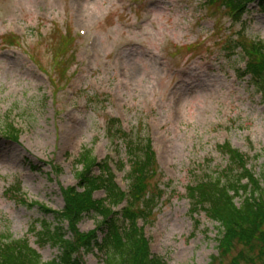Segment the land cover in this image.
Segmentation results:
<instances>
[{"label":"rangeland","instance_id":"1","mask_svg":"<svg viewBox=\"0 0 264 264\" xmlns=\"http://www.w3.org/2000/svg\"><path fill=\"white\" fill-rule=\"evenodd\" d=\"M68 34L69 69L59 74L53 46ZM237 39L264 43L257 4L238 18L208 0H0V236L28 240L44 263L57 259L37 232L58 224L44 207L65 209L63 189L78 186L82 169L75 160L84 150L99 164L109 160L127 190L128 141H148L157 197L138 224L152 254L166 264H230L237 252L215 262L220 225L191 212L187 190L227 166L226 143L264 177V102L241 77L243 56L229 50ZM113 121L129 138L112 140ZM7 123L16 141L2 133ZM97 222L86 217L78 229L87 234ZM81 256L105 264L95 252Z\"/></svg>","mask_w":264,"mask_h":264},{"label":"trees","instance_id":"2","mask_svg":"<svg viewBox=\"0 0 264 264\" xmlns=\"http://www.w3.org/2000/svg\"><path fill=\"white\" fill-rule=\"evenodd\" d=\"M208 4L238 18L252 4H257L264 12V0H208ZM13 39L5 41L14 46ZM69 39L73 40L68 34L53 46L57 60H62L59 74L69 69V62L65 65L63 62L70 51ZM236 41H229L228 47L232 55L241 54L245 59L246 69L241 77L250 78L264 102V43L248 39ZM237 49H241V53H237ZM112 123V140L122 136L129 138L118 127V121ZM3 131L9 139L17 140L19 133L12 124L7 123ZM128 142V190L123 191L118 185L109 160L99 164L92 151L84 150L75 160L82 168L76 173L78 186L63 189L65 209L53 212L44 207L46 212L53 213L58 224L44 225L37 237L40 244L58 248L57 259L44 263L28 240L15 241L11 236H0V264H83L81 254L94 252L103 257L105 264H166L152 254L149 240L138 224L148 219L152 212L150 205L157 197L156 188L149 182L157 175V156L148 141L145 144ZM221 151L228 158L227 166L217 173L210 172L188 187L191 212L203 211L210 221L220 225L219 257H215V262L237 252L230 264H264V177H256L248 169V157L230 143L222 146ZM117 166L123 171L126 164L121 161ZM96 168L99 174L95 173ZM100 191L104 192V200L95 198ZM239 198L243 201L241 205L236 202ZM124 202L126 206L120 215L114 210ZM89 216H98L101 222H97L92 232L82 234L78 226ZM64 224L68 225L69 232L63 228ZM99 232L104 235L101 239Z\"/></svg>","mask_w":264,"mask_h":264},{"label":"bare ground","instance_id":"3","mask_svg":"<svg viewBox=\"0 0 264 264\" xmlns=\"http://www.w3.org/2000/svg\"><path fill=\"white\" fill-rule=\"evenodd\" d=\"M88 40V39H87ZM91 49L87 48V52H90Z\"/></svg>","mask_w":264,"mask_h":264}]
</instances>
